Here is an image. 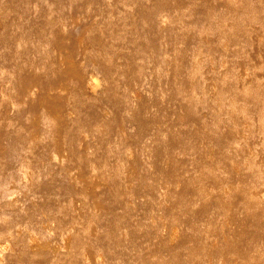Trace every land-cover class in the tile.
I'll list each match as a JSON object with an SVG mask.
<instances>
[{
    "label": "rangeland",
    "instance_id": "obj_1",
    "mask_svg": "<svg viewBox=\"0 0 264 264\" xmlns=\"http://www.w3.org/2000/svg\"><path fill=\"white\" fill-rule=\"evenodd\" d=\"M9 1L1 14L0 44L11 45L17 52L38 45L43 33L58 21L57 14L41 10L57 0ZM73 1L63 9L78 4L81 22L92 19V24L84 34L88 44L82 51L83 73L67 77L64 91L57 90L53 80L47 82V95L66 108L61 133L53 132L48 112L41 107L37 136L29 139L25 133L28 113L20 110L11 85L0 80V146L4 148L0 153V264H264L263 254L253 260L235 251L247 243L230 237L235 230H247L245 224L232 229L244 214L239 211L241 200L257 194L264 203V188L252 189V179L240 185L230 181L239 176L240 165L219 164L226 156L209 146L218 142L207 128L202 131L200 112L193 110V99H198L192 91L195 86L209 89L217 101L218 87L207 81L212 75L205 73L214 70L215 59L203 63L199 58L194 78L183 65L171 70L166 65L151 75L157 60L150 54L170 43L165 36L169 26L162 21L143 26L139 19L156 7L175 12L180 26L208 19L222 26L219 41L227 28L235 26L219 20L218 7L235 12L255 7L242 5V0ZM22 5L29 12L17 15ZM198 34V28L182 34L178 53L182 63L190 49L218 58L242 56L231 51L230 40L211 44L213 37ZM145 37L150 43L139 46ZM263 40L264 34L256 39ZM20 54H12L13 62H20ZM34 55L39 57L41 52ZM141 55L148 62L140 69L141 76L131 77L130 63ZM228 69L225 64V72ZM6 70L1 68L0 75L5 76ZM57 70L53 71L56 76ZM92 75L101 77L99 89L105 88L98 98L83 89ZM173 81L186 91L174 96ZM142 82L144 91L137 88ZM245 94L235 92L236 97ZM104 105L108 110L103 111ZM216 113L223 117L226 111ZM173 128L178 133L173 134ZM159 129L165 134L156 141ZM234 138L240 139L229 137ZM250 144L241 143L238 148L248 151ZM57 151L63 152L61 160L49 159ZM92 181L104 183L88 192L85 185ZM256 213L264 214V207ZM243 216L248 219L249 214ZM197 223L202 231L194 229Z\"/></svg>",
    "mask_w": 264,
    "mask_h": 264
},
{
    "label": "bare ground",
    "instance_id": "obj_2",
    "mask_svg": "<svg viewBox=\"0 0 264 264\" xmlns=\"http://www.w3.org/2000/svg\"><path fill=\"white\" fill-rule=\"evenodd\" d=\"M69 1L70 0H57L56 3L51 2L45 6L42 5L41 10L46 11L45 13L57 14L58 21L51 29L43 33L42 39L38 45L18 51L21 52V54L18 55V57H20L18 59V62L20 61L19 63L15 62L17 59L13 62L16 56L12 54L18 53L14 47L0 44V58H3L0 62V69H7L5 76L3 74L0 75V80L11 85L14 95L17 97L15 100L21 102L20 110L27 111L28 117L25 133L31 140H33L38 133L36 128L39 123V109L41 107H44L48 112L49 124L54 133H61L60 128L66 121V108L64 104H61L59 101H54V98L47 95L50 90V85L47 83L48 80L56 82L55 87L57 90L64 91L68 88L64 82L67 77L80 76V74L83 73V69L80 66L82 51L88 44L84 40V34L86 26L92 24V19H89L85 23L81 22L79 18L80 14L77 10L79 7L78 4L68 8L69 10H64L63 7H68ZM9 4H11L9 0H0V30L3 25L1 14ZM242 5H253L255 10L235 12L229 7H218L216 9V12L219 13L217 15L219 20L230 22L235 26L234 28H227L220 40H230L231 51H240L242 53V56L239 57L221 55L218 58L217 56L212 57L211 55L209 56V54H203L190 49L192 52L189 53L184 63H182L180 59H178V53L180 51L179 44L182 42V34H186L187 30L191 31L193 28H198L199 37L211 36L214 39L209 43L216 44L220 41H218L216 37L218 36V32L222 30V26L218 23L212 24L208 19L199 20L197 22L191 21L190 23L186 22L180 26L178 25V18H176L177 15H175V12L169 10L163 12L161 8L157 7L154 8L155 10L153 9L146 14L139 15V19L142 20L140 24H143V26L149 21L155 23L162 21L169 26L165 29L167 30L165 33H169V35L165 34V36L171 40L170 43L168 42L166 45L167 47L161 49V51L150 54L151 59L157 60L155 69L151 75L155 73L158 74L160 69L166 65V69L168 70H171V67L178 68V66L183 65L190 71V77L193 75L194 78L200 63L199 58L203 63L215 59V62L212 63L214 70L212 72L206 71L205 73L212 75L207 81L215 83L218 87L217 101L214 102L209 89H206L204 86H195L192 88V91L198 96V99H193V110L200 112L203 123L202 131L207 128L210 132V136H214V138H216L215 140L218 142L217 145L212 144L209 146L218 148L220 152L226 156V160L220 159L221 162H219V164L232 162L238 166L240 165L239 176H237L236 179H230V181H232L234 185H240L242 182L246 180L250 182L249 180L252 179V189L256 190L260 185L261 187L259 189L264 188V40L261 43L256 41L259 35L264 34V0H242ZM36 6H39L38 9L40 10V3ZM26 12H29V7L22 5L19 6L16 14L26 15ZM179 26L183 27L185 31H180ZM160 42L161 41L158 43ZM149 43V37H145V40L140 42L139 46ZM158 43L156 42V44ZM160 44L162 45L163 43L161 42ZM129 49L130 47H128V50ZM131 49L136 50V47H131ZM38 51L41 52V56H32L33 53H38ZM12 56H14L13 59ZM251 57H254V59L251 60ZM191 59H193V63L189 61ZM145 62H148V58L145 57V55H141L131 61V73L128 72L131 74V77L141 76L140 69ZM225 64L229 67L226 72L224 70ZM55 69H58L60 72L58 76L53 73ZM105 72L104 70V73ZM103 77H106V74H103ZM88 79L90 82H87V84L83 86V89L87 93L94 95L95 98H98V94H103L105 90V88L99 89L102 81L101 77L92 75L91 79L90 77H88ZM39 81H42L41 86L38 85ZM176 81L175 84L173 81L174 86L172 88V94L174 96L186 91L184 88H179ZM5 86L6 85H4V87ZM137 88L144 91L146 86L142 82L137 85ZM156 91L159 92L160 88L157 87ZM237 91H244L246 94L242 97H236L235 92ZM102 109L105 111L108 110V107L104 105ZM218 109H224L226 114L220 117V115L216 113ZM236 114L242 115V119L235 118ZM175 115L176 114L172 115L171 120ZM243 125L247 126V128H243ZM173 129L175 131L172 130V132L175 134L177 131L175 128ZM157 134L158 137L156 141H159L160 138L164 136L165 130L159 129ZM234 135H238L240 139H229V137L231 138V136ZM221 137H224L225 140H222ZM248 141L252 143L249 145L248 151L246 147L243 149L238 148L241 143L244 146ZM55 147L57 148V146ZM3 149L4 148L0 146V153L3 152ZM19 150L21 153V149ZM56 153L57 154L54 156L48 155L49 159L55 157L61 160L63 152L57 151ZM82 154H85V151H82ZM195 154L196 153L193 152V155ZM254 168L256 171H254ZM127 172H130V169ZM19 177L22 176L19 175ZM21 181L23 182L22 179ZM98 183L102 184L104 182L92 181L87 183L85 188L88 192H93L95 185ZM15 193L18 194L17 192ZM241 202L242 205L240 204L239 211L242 214L244 212L243 215L249 214V217L246 219V216L242 215L238 218L239 220H236V224L232 229L236 228V225L241 226L245 224L247 230H235V233L232 232L230 237H241L246 241L247 245L244 244L239 246V249L235 251L244 254L245 257L249 256L254 260L260 258V255H264V214L258 216V213H256L259 208L264 207V203L257 200V194H254V197L253 195H248L244 197ZM198 226H200L199 223H197L194 229L200 231L202 226L200 229H198ZM171 235H173V233Z\"/></svg>",
    "mask_w": 264,
    "mask_h": 264
}]
</instances>
